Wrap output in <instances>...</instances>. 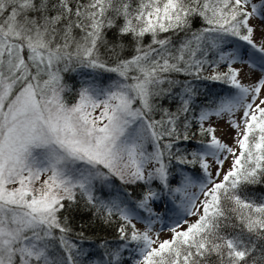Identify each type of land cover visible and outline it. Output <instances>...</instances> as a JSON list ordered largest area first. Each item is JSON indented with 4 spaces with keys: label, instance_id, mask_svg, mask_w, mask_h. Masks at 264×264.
Instances as JSON below:
<instances>
[{
    "label": "snow or ice",
    "instance_id": "obj_1",
    "mask_svg": "<svg viewBox=\"0 0 264 264\" xmlns=\"http://www.w3.org/2000/svg\"><path fill=\"white\" fill-rule=\"evenodd\" d=\"M0 264H264V0H0Z\"/></svg>",
    "mask_w": 264,
    "mask_h": 264
},
{
    "label": "rangeland",
    "instance_id": "obj_2",
    "mask_svg": "<svg viewBox=\"0 0 264 264\" xmlns=\"http://www.w3.org/2000/svg\"><path fill=\"white\" fill-rule=\"evenodd\" d=\"M162 236H163V233H162Z\"/></svg>",
    "mask_w": 264,
    "mask_h": 264
}]
</instances>
